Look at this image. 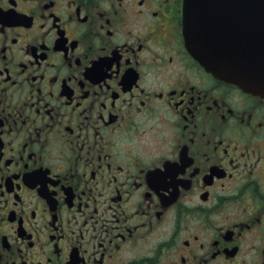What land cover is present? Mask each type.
Instances as JSON below:
<instances>
[{"label":"flooded vegetation","instance_id":"obj_1","mask_svg":"<svg viewBox=\"0 0 264 264\" xmlns=\"http://www.w3.org/2000/svg\"><path fill=\"white\" fill-rule=\"evenodd\" d=\"M0 264H264V96L182 0H0Z\"/></svg>","mask_w":264,"mask_h":264},{"label":"water","instance_id":"obj_2","mask_svg":"<svg viewBox=\"0 0 264 264\" xmlns=\"http://www.w3.org/2000/svg\"><path fill=\"white\" fill-rule=\"evenodd\" d=\"M183 31L207 70L264 95V0H183Z\"/></svg>","mask_w":264,"mask_h":264}]
</instances>
